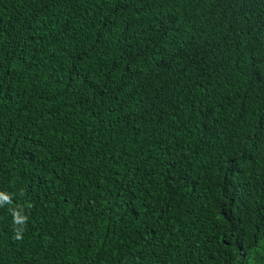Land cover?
Wrapping results in <instances>:
<instances>
[{"label": "trees", "instance_id": "1", "mask_svg": "<svg viewBox=\"0 0 264 264\" xmlns=\"http://www.w3.org/2000/svg\"><path fill=\"white\" fill-rule=\"evenodd\" d=\"M0 192V264H264V0H0Z\"/></svg>", "mask_w": 264, "mask_h": 264}, {"label": "clouds", "instance_id": "2", "mask_svg": "<svg viewBox=\"0 0 264 264\" xmlns=\"http://www.w3.org/2000/svg\"><path fill=\"white\" fill-rule=\"evenodd\" d=\"M5 203L10 204L11 199H10L9 195L0 192V206L4 205ZM11 212H12L13 222L15 225H23L26 222L27 217L21 215V213L19 211L12 209ZM22 238H23L22 237V228H17L16 235L14 236V239L19 240Z\"/></svg>", "mask_w": 264, "mask_h": 264}]
</instances>
